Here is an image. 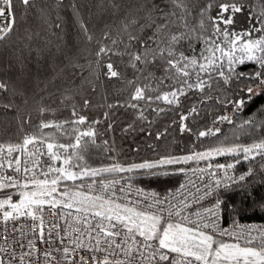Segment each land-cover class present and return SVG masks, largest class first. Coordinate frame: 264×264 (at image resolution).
<instances>
[{"label": "snow or ice", "instance_id": "1", "mask_svg": "<svg viewBox=\"0 0 264 264\" xmlns=\"http://www.w3.org/2000/svg\"><path fill=\"white\" fill-rule=\"evenodd\" d=\"M258 186L264 0H0V264H264Z\"/></svg>", "mask_w": 264, "mask_h": 264}, {"label": "trees", "instance_id": "2", "mask_svg": "<svg viewBox=\"0 0 264 264\" xmlns=\"http://www.w3.org/2000/svg\"><path fill=\"white\" fill-rule=\"evenodd\" d=\"M67 2V0H66ZM240 70H245L243 67L240 68ZM68 113H63V116H67ZM247 116V114H245V117ZM245 117H241V119L245 118ZM223 134L227 135L229 137H231L233 135V129L232 126L230 125H224L223 126ZM104 137H101V140L99 142L102 143ZM242 139H247L246 137H242ZM117 140V146H119L121 144V140L119 138V136L117 135L116 137ZM211 141H207V143H210ZM124 148L127 149L128 148V144L127 142L124 143ZM190 146V145H189ZM179 147H183V143H180ZM169 150H173L176 151L178 150L176 145H172L171 149ZM141 156L145 157V158H154V155L151 152L148 151H142L141 152ZM216 160H218L221 163L225 162V158L224 157H216ZM92 163H96V160L94 159L92 161ZM204 166V162H200L199 163V167ZM188 167H197V164L194 162H190V165ZM248 167V163L242 161L239 165H237V168L241 171H245ZM183 176H171V177H166V178H160V179H139L137 182L140 186H143L147 189H154L157 191H164L167 188H173L178 186V184L182 181ZM257 192L258 194H264V188L262 187H257ZM221 198L225 199L226 203L228 205H232L235 204L237 206L241 205V202L244 200V192L243 190H241L239 187H234L232 189H230L229 191H221L220 193ZM251 204V201H246L244 206L248 207ZM227 215V213H226ZM245 222V221H262L264 222V213H260V212H256V213H246V214H242L240 217V222Z\"/></svg>", "mask_w": 264, "mask_h": 264}, {"label": "built area", "instance_id": "3", "mask_svg": "<svg viewBox=\"0 0 264 264\" xmlns=\"http://www.w3.org/2000/svg\"><path fill=\"white\" fill-rule=\"evenodd\" d=\"M201 167H204V166H201ZM193 168H195V167H193ZM237 172L239 173V172H243V171H241V170H239V169L237 168ZM188 175L191 176L192 174L189 173ZM192 178H193V179H196L195 176H193ZM185 179H186V178L183 176L181 182H184ZM146 189H147V188H146ZM193 191H195V189H193ZM221 191H222V190H220V193H221ZM241 223H243V224H251V223L264 224V222H262V221H245V222H242V221H241Z\"/></svg>", "mask_w": 264, "mask_h": 264}]
</instances>
